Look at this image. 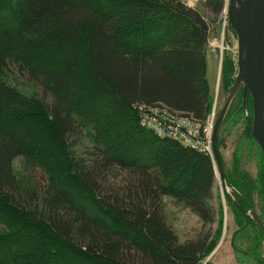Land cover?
<instances>
[{"label":"trees","instance_id":"obj_1","mask_svg":"<svg viewBox=\"0 0 264 264\" xmlns=\"http://www.w3.org/2000/svg\"><path fill=\"white\" fill-rule=\"evenodd\" d=\"M199 1L0 0V264H200L209 253L206 240L178 241L162 198L210 197L211 158L139 122V107L199 124L210 113V24L227 0ZM234 68L222 64L224 87ZM81 132L86 159L69 149ZM18 156L42 181L22 188Z\"/></svg>","mask_w":264,"mask_h":264},{"label":"rangeland","instance_id":"obj_2","mask_svg":"<svg viewBox=\"0 0 264 264\" xmlns=\"http://www.w3.org/2000/svg\"><path fill=\"white\" fill-rule=\"evenodd\" d=\"M181 1L189 7L202 9L199 0ZM224 11L226 12L225 19L223 18ZM206 15L209 17L208 13ZM210 26L206 76L211 89L212 108L206 120L201 124V128L207 130V140L202 146L205 151L210 150L207 154L213 163L212 192L208 198L200 197L202 203L196 200V203L193 202L194 204L190 203L188 199L178 198L175 195L163 196L164 217L180 243L199 238L202 241L206 240V242L204 241L206 245L212 244L213 247L202 258L200 264H264L263 236L253 220L238 210L231 195L222 187L212 155L211 125H213L236 73V35L230 27L227 8L213 16ZM220 46L223 48L220 49ZM224 62H231L235 66L232 74L230 73V80H228L230 83L226 87L223 86L222 80V64ZM241 94L242 91H239L230 105L219 132L218 147L224 164V179L228 189L234 192L240 204V199L242 200L244 210L251 209L258 217L264 219V189L262 185L264 160L256 141L246 132V127L249 129L247 118H251V111L246 106L251 101L246 95V100L240 105ZM152 112L156 114L162 111L154 109ZM176 115L181 116L180 114ZM177 121L184 124L187 131L193 129L188 126L185 119L178 117ZM69 142L70 153L77 159H86L88 152L92 150L91 142L85 132L76 135ZM13 170L23 189L34 180L42 181L40 176L36 178L37 171L40 170L37 167H32L23 156L14 159ZM234 206L242 216V220L239 222ZM201 207L203 212L200 211Z\"/></svg>","mask_w":264,"mask_h":264},{"label":"water","instance_id":"obj_3","mask_svg":"<svg viewBox=\"0 0 264 264\" xmlns=\"http://www.w3.org/2000/svg\"><path fill=\"white\" fill-rule=\"evenodd\" d=\"M227 13L236 35V73L212 126L211 150L222 187L231 195L238 210L253 220L264 239V224L260 218L253 210H244L234 192L228 189L218 147L219 132L235 95L242 91L244 103L247 92L251 99V118H247L250 134L264 159V0H227Z\"/></svg>","mask_w":264,"mask_h":264},{"label":"built area","instance_id":"obj_4","mask_svg":"<svg viewBox=\"0 0 264 264\" xmlns=\"http://www.w3.org/2000/svg\"><path fill=\"white\" fill-rule=\"evenodd\" d=\"M223 16V18L225 19V11ZM222 48L223 47L220 46V49ZM139 109V122L141 126L147 130L154 132L158 137L173 139L180 143L183 147H188L201 153L207 154V152L210 151H205L202 146L207 140V130L205 128H201V124L197 123L191 118L178 116L176 115L177 113L171 112L170 110L161 107H154L149 109L139 107ZM154 109H158L162 112H157L156 114H154L152 112ZM178 117L185 119L188 123V126L193 127V129L187 131L186 126L177 121ZM207 148L209 149V147Z\"/></svg>","mask_w":264,"mask_h":264},{"label":"flooded vegetation","instance_id":"obj_5","mask_svg":"<svg viewBox=\"0 0 264 264\" xmlns=\"http://www.w3.org/2000/svg\"><path fill=\"white\" fill-rule=\"evenodd\" d=\"M248 93L246 92V95H247ZM241 98H243V96H242V94H241ZM245 100H246V98H245ZM241 101H242V99H241ZM251 101V100H250ZM251 104V103H250ZM255 224V223H254ZM256 225V224H255Z\"/></svg>","mask_w":264,"mask_h":264}]
</instances>
